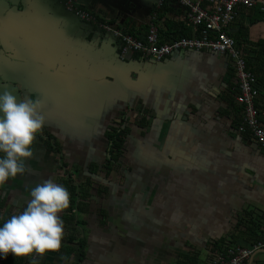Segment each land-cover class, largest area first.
Listing matches in <instances>:
<instances>
[{
	"label": "crops",
	"instance_id": "obj_1",
	"mask_svg": "<svg viewBox=\"0 0 264 264\" xmlns=\"http://www.w3.org/2000/svg\"><path fill=\"white\" fill-rule=\"evenodd\" d=\"M65 2L0 0V92L39 97L46 118L27 172L0 189V221L22 210L36 183L54 178L70 191L72 210L61 214V249L38 264H210L206 245L231 239L248 247L257 239L245 220L264 235V150L239 130L231 60L204 50H176L159 62L122 56L118 39L76 18ZM80 5L136 38L145 37L157 7L155 0ZM167 6L162 27L179 19L176 4ZM257 10H242L228 33L256 77L264 128ZM189 33L196 35L191 26ZM113 129L128 132L119 163L108 169ZM65 245L75 250L67 260ZM246 264H264V251Z\"/></svg>",
	"mask_w": 264,
	"mask_h": 264
},
{
	"label": "built area",
	"instance_id": "obj_2",
	"mask_svg": "<svg viewBox=\"0 0 264 264\" xmlns=\"http://www.w3.org/2000/svg\"><path fill=\"white\" fill-rule=\"evenodd\" d=\"M155 2L160 7L163 0ZM175 4L180 17L191 25L196 35L192 38L180 37L168 44L158 42L157 27L152 23L145 37L137 39L84 10L80 0H66L64 6L79 20L118 39L122 44V56L136 52L141 58L159 62L176 50H204L226 55L232 62L238 83L236 103L241 109L239 130L264 150V128L255 104L258 97L256 77L247 69L241 51L228 34V28L241 10L257 7L264 13V0H175ZM258 251H264V238L254 240L248 247L231 243L224 253L210 255V264H246ZM4 261L5 258L0 257V264Z\"/></svg>",
	"mask_w": 264,
	"mask_h": 264
},
{
	"label": "clouds",
	"instance_id": "obj_3",
	"mask_svg": "<svg viewBox=\"0 0 264 264\" xmlns=\"http://www.w3.org/2000/svg\"><path fill=\"white\" fill-rule=\"evenodd\" d=\"M43 108L39 97L0 92V189L27 172L34 142L46 124ZM70 203V191L54 178L36 183L22 210L0 221V257L11 254L38 264L46 253L59 251L65 234L61 214Z\"/></svg>",
	"mask_w": 264,
	"mask_h": 264
},
{
	"label": "trees",
	"instance_id": "obj_4",
	"mask_svg": "<svg viewBox=\"0 0 264 264\" xmlns=\"http://www.w3.org/2000/svg\"><path fill=\"white\" fill-rule=\"evenodd\" d=\"M170 2H173L175 4V0H163L162 4L160 6L162 8V13L157 15L158 11L160 10V7L157 6L156 10H155L156 12L153 16L152 24L157 27L158 42L160 44H168L172 40H177L180 37H189L190 36L189 29H190L191 25L189 23H187V21L185 19L179 17L180 16L179 10H178V14H177V16L179 18L178 20H174V19L173 20H171V19L167 20L166 19L163 22L164 27L158 25V23L161 21V19L164 16L163 12L167 9L166 7H168L167 5ZM252 9H257V7L252 8ZM243 10H245V9H243ZM257 13L261 14V11L258 9ZM191 29H192V27H191ZM123 31L128 33L130 36H132L126 29H124ZM229 36H230V34H229ZM132 37H134V36H132ZM137 39H141V38L138 37ZM235 45H236V47H238L236 42H235ZM130 53L139 55L136 52H130ZM127 132H128V129H113L112 133L111 132L109 133L108 142L110 145L107 149V159H106V162H107L106 167L108 169L113 167V166H117V164L119 163V160L123 154L124 135H126ZM69 209L72 210L71 207H69ZM248 215H250V214H248ZM260 217H264V213L261 214ZM245 221H246V225H249L248 228L245 225V228H247V230H248V232H247L248 234H250L251 232L256 233V238H257L256 240H259L260 237H262V238L264 237L263 233L261 231L259 232V227L257 226V223H255L254 221L252 222L251 219L250 220L247 219ZM254 227H256V228H254ZM72 239L73 238L69 239L67 241V244H69L70 241H72ZM231 243H234V242L231 239H228V243H225V241H221V242H215L213 244L206 245L205 250H207V252H208L207 258L210 259V255L212 256L213 253H219V252L224 253L225 249ZM84 245H85V243L81 239H79V241L75 245V248H76L77 253H78V261H82L85 257L83 254V251H82ZM62 251L65 253V255L63 257L65 260L69 259L71 254H73V253L75 254L74 247L73 246L70 247V245H65L64 249ZM21 262L22 261H20L19 257H14L11 254H9L7 256V258H5V261L3 262V264H21Z\"/></svg>",
	"mask_w": 264,
	"mask_h": 264
},
{
	"label": "rangeland",
	"instance_id": "obj_5",
	"mask_svg": "<svg viewBox=\"0 0 264 264\" xmlns=\"http://www.w3.org/2000/svg\"><path fill=\"white\" fill-rule=\"evenodd\" d=\"M261 14L264 16V13L263 12H261Z\"/></svg>",
	"mask_w": 264,
	"mask_h": 264
},
{
	"label": "flooded vegetation",
	"instance_id": "obj_6",
	"mask_svg": "<svg viewBox=\"0 0 264 264\" xmlns=\"http://www.w3.org/2000/svg\"><path fill=\"white\" fill-rule=\"evenodd\" d=\"M99 30V29H98ZM99 31H101V30H99Z\"/></svg>",
	"mask_w": 264,
	"mask_h": 264
}]
</instances>
